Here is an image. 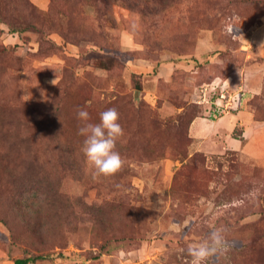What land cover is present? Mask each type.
Returning <instances> with one entry per match:
<instances>
[{
    "label": "rangeland",
    "instance_id": "obj_1",
    "mask_svg": "<svg viewBox=\"0 0 264 264\" xmlns=\"http://www.w3.org/2000/svg\"><path fill=\"white\" fill-rule=\"evenodd\" d=\"M259 36L264 0H0V264H190L212 226L209 264H264V150L188 130L216 85L264 123ZM81 108L119 112L118 175H94Z\"/></svg>",
    "mask_w": 264,
    "mask_h": 264
},
{
    "label": "clouds",
    "instance_id": "obj_2",
    "mask_svg": "<svg viewBox=\"0 0 264 264\" xmlns=\"http://www.w3.org/2000/svg\"><path fill=\"white\" fill-rule=\"evenodd\" d=\"M119 118V112L109 108L100 113L99 123H91L88 111L82 108L77 110V119L82 122L78 134L84 137L82 151L96 177H114L125 165L116 150L118 140L125 134ZM225 232V228L212 226L204 239L190 245L187 249L191 257L190 264H209L214 258L227 253L229 249Z\"/></svg>",
    "mask_w": 264,
    "mask_h": 264
},
{
    "label": "crops",
    "instance_id": "obj_3",
    "mask_svg": "<svg viewBox=\"0 0 264 264\" xmlns=\"http://www.w3.org/2000/svg\"><path fill=\"white\" fill-rule=\"evenodd\" d=\"M259 38L260 40L257 41L258 43L255 45V48H257L263 57L264 62V37L259 36ZM249 87L253 94H256V82L254 81ZM243 100L245 101V99ZM243 104H246V102ZM240 106L242 107L241 104ZM244 109L243 106L241 110L232 114L223 115L214 121L204 120V122H201L200 118H194L188 129L190 138L192 140H200L202 137L206 136L210 141L217 139L224 146V150L237 152L243 147L242 151L254 160L262 158V152L264 150V123L259 122V124H257V122H254L250 114ZM221 126H224L222 130L224 128L225 130L223 131V135L219 136V133L222 132ZM236 126L241 128V136L245 142L235 140L230 136V133ZM195 128L198 130L196 133L192 132V129Z\"/></svg>",
    "mask_w": 264,
    "mask_h": 264
},
{
    "label": "built area",
    "instance_id": "obj_4",
    "mask_svg": "<svg viewBox=\"0 0 264 264\" xmlns=\"http://www.w3.org/2000/svg\"><path fill=\"white\" fill-rule=\"evenodd\" d=\"M218 87V85H216ZM214 87L213 94L206 100L205 95L201 92V102H205L210 107V118L217 119L225 114H230L231 111L237 109L239 98L236 96L235 100L226 93L225 87L216 89ZM215 91V92H214ZM226 101V102H224Z\"/></svg>",
    "mask_w": 264,
    "mask_h": 264
},
{
    "label": "trees",
    "instance_id": "obj_5",
    "mask_svg": "<svg viewBox=\"0 0 264 264\" xmlns=\"http://www.w3.org/2000/svg\"><path fill=\"white\" fill-rule=\"evenodd\" d=\"M238 137V136H237ZM233 138H234V136H233ZM240 141H242V140H240ZM31 260L30 259H15L14 261H13V264H27L28 262H30Z\"/></svg>",
    "mask_w": 264,
    "mask_h": 264
}]
</instances>
